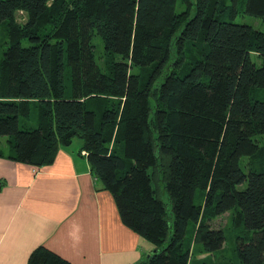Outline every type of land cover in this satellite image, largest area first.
<instances>
[{"label":"trees","instance_id":"obj_1","mask_svg":"<svg viewBox=\"0 0 264 264\" xmlns=\"http://www.w3.org/2000/svg\"><path fill=\"white\" fill-rule=\"evenodd\" d=\"M49 1L0 0V25L8 23L0 136H8L10 158L44 166L60 146L80 139L91 174L112 195L122 223L154 245L136 264H198L189 258L191 244L220 250L223 231L200 219L209 207L215 214L237 208V225L245 230L235 239L237 254L242 264H264V145L261 168L240 165L264 136V30L236 21L237 0L222 17L220 0H69L58 4L54 45L49 35H30ZM18 11L28 17L23 27L13 21ZM243 11L264 21V0H245ZM80 27L95 31L106 52L119 57L91 92L111 97L107 103L84 98L89 93L79 95L67 83V64L78 58L66 51L79 53L71 33ZM186 41L204 50L178 75L168 63ZM164 65L167 76L155 93L148 77L131 71ZM168 97L186 152L169 143ZM26 264L73 263L40 245Z\"/></svg>","mask_w":264,"mask_h":264},{"label":"crops","instance_id":"obj_2","mask_svg":"<svg viewBox=\"0 0 264 264\" xmlns=\"http://www.w3.org/2000/svg\"><path fill=\"white\" fill-rule=\"evenodd\" d=\"M75 139L44 166L10 158L8 138L0 148V264H26L40 245L73 264H136L154 249L122 223Z\"/></svg>","mask_w":264,"mask_h":264},{"label":"rangeland","instance_id":"obj_3","mask_svg":"<svg viewBox=\"0 0 264 264\" xmlns=\"http://www.w3.org/2000/svg\"><path fill=\"white\" fill-rule=\"evenodd\" d=\"M69 0H63V3H60V0H50L47 4V9L45 13L40 17L39 24L37 26L36 32L30 33L31 36H37L40 40H44L46 36H50V41L52 44L56 45L58 35L56 31L59 30V27H55V23L57 22L54 17L57 15V7L58 4L67 3ZM72 1V0H71ZM244 4L245 0H237V22L246 23L249 25H253L257 29L264 30V21L261 19L252 17L249 15H244ZM231 6V0H220L218 4V12L217 15L219 17L224 16L226 10ZM183 8V4L178 2L176 5V11L179 12ZM27 15L21 11L15 13L14 23L19 24L20 26H24L27 20ZM8 23H3L0 25V55L2 51L6 49L5 44V32ZM79 30V31H78ZM72 31V38H76L79 43L80 51L79 53L76 50H64L67 52V55L76 56L77 60H71L67 64L68 68V84H72L73 88H75L77 94L81 95L83 92L89 93L84 98H99L101 103L110 100L111 97L95 95V93H91L100 88V79L101 74H110V64L114 59L119 57L111 56L106 52L105 47L101 39L95 34V31H90L88 27H80V29ZM27 42V41H26ZM173 48V46H172ZM204 48L195 45L191 41H186L184 44L183 53L178 55L173 52L172 57L169 61V66L171 64L175 65L173 67V72L176 74H184L186 73L190 67L194 64L196 59L201 56ZM174 51V49H173ZM253 56V55H252ZM164 65L162 67H156L154 70L153 67L142 69L138 72L136 69H132V72L141 73V75H145L148 77V82L151 83L152 90L155 93L156 91H160V84L163 80H165L167 73L166 68L169 67ZM157 72V73H156ZM264 96V94H263ZM101 98V99H100ZM109 98V99H108ZM103 100V101H102ZM156 98H151V115L153 116L157 109ZM172 98H167L166 100V119L167 124H169V143L173 144L177 148L178 151L182 150L186 152L180 145L179 134L177 125L174 121V107L171 103ZM92 104H89V106ZM8 136H0V148L3 150L6 146V140ZM79 139H75L77 142ZM257 144L258 151L252 155L251 157H243L240 160V165L242 168H246L247 165L252 164L254 168H261L262 165V152L261 149L264 145V136H258L254 140ZM112 148H109L107 153L113 152ZM4 151V150H3ZM113 153H116L115 151ZM162 186L161 198L164 201H167L166 192ZM217 197V195H215ZM237 216V208H233L222 214H215L212 207H209L204 210L200 219L208 224L211 228L221 229L223 231L225 240L220 250H217L213 253H206L203 251H199L198 249L202 248L200 245H195L192 247L191 244L190 249H194L193 252L190 253V260L198 261V264H242L236 248H235V239L237 235H245V230L243 227L238 226L236 222ZM192 227L191 225L187 228V236L184 240V244H187L188 238L191 236ZM189 249V250H190ZM147 257V255H146ZM145 257V258H146Z\"/></svg>","mask_w":264,"mask_h":264},{"label":"water","instance_id":"obj_4","mask_svg":"<svg viewBox=\"0 0 264 264\" xmlns=\"http://www.w3.org/2000/svg\"><path fill=\"white\" fill-rule=\"evenodd\" d=\"M148 256H149V255H148ZM148 256H147V257H148Z\"/></svg>","mask_w":264,"mask_h":264}]
</instances>
